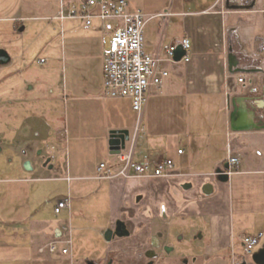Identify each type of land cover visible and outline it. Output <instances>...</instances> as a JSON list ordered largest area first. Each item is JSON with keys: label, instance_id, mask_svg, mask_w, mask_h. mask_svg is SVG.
Listing matches in <instances>:
<instances>
[{"label": "crops", "instance_id": "0c3cea01", "mask_svg": "<svg viewBox=\"0 0 264 264\" xmlns=\"http://www.w3.org/2000/svg\"><path fill=\"white\" fill-rule=\"evenodd\" d=\"M63 1L68 5L80 4L85 0ZM128 1L130 7L135 9L130 0ZM142 3L148 10L145 11L142 7L139 9L153 16L146 25H153V29L150 36H145V50L160 60L161 68L166 69L169 75L160 88L152 87L148 92L147 104L143 111L145 133L137 136L135 158L158 160L168 157L174 160L176 166L178 161L170 155L172 144L176 143V152L180 148L184 150L183 154L177 152V155L183 158V165L196 164V161H199V139L204 135L210 138V143L215 141L214 137L217 136L213 147L221 150V155L213 159L212 166L225 168L229 157L239 158L237 171L228 173L227 182L215 178V171L207 174L211 178L209 183L213 185V192L204 193L208 198L200 207L202 212L210 216V219L203 216V221L211 224L212 244L218 249L230 244V239L235 241L237 236L241 235L235 230L243 228L241 223L245 217H249L248 222L251 224L264 222V207L260 208L264 204V0H143ZM60 7L61 0H0V23H8L4 49L8 52L12 49L14 52H9V63L0 65L7 67L2 79L4 93L6 97L10 96L19 87L24 86L23 82L18 84L12 81L27 65V61L23 59L27 23L37 20L58 21L63 29L64 22L78 20L86 28L95 26V30L102 33L101 37H85V42H80L83 38L79 37L76 27L68 29L69 47L67 48L65 43L64 52L68 51L70 56L74 57L80 46L84 48V44L85 54L88 55L89 44H92L94 39L99 49L96 71L89 75L90 65L88 62L78 65V57H74L75 63L71 66V83L67 66L62 64V70H66L64 94L69 101L71 123V131L68 132H72L75 142H78V146L75 145L74 148L86 154L83 155L84 159L98 154L100 161L92 166L81 162L67 165L68 142L59 128L54 129V134H50L49 124L43 120L41 113L33 112V115L29 112L10 111L9 115L5 114L10 126L14 127V130L18 129L9 136L10 146L17 143L15 147L18 148L25 143L29 138L27 130L31 129L28 121L33 117L41 118L44 128L49 132L44 141L47 143L46 154L50 151L47 156L51 161L48 164L43 163L46 155L41 162L38 158L28 156L24 162L26 159L31 161L32 171L37 169L34 164H39L40 173L47 170L52 172L43 177L44 179H98L96 174L99 164H110L116 160L109 144L110 131L129 130L124 147L129 146L134 137L137 114L132 108L130 98L110 97L104 92L103 40L107 39L109 30L102 26L98 17L93 18L91 26H87L84 20L78 18L60 20ZM98 12L99 8L93 9L94 14ZM184 37H188L191 42L188 54L190 59L170 60L168 49L171 46H181ZM64 41L66 42V38ZM61 59L65 60L64 57ZM240 77L243 81H239ZM31 88L32 86L29 87ZM50 93L53 94L54 91L50 89ZM11 102L12 97L9 99V103ZM208 110L216 118L222 117L223 126H220L218 132L216 128L210 129L208 133L202 132L201 127ZM221 137H225V140L222 141ZM41 153L42 149L38 156ZM171 176L180 177L181 172L176 169ZM40 178L43 179L37 176L27 180ZM119 179L135 177L114 178L110 180L111 184L115 185ZM249 187V190H252L253 194L258 193L260 201H263L258 206L259 210L256 208L249 212L244 209V192ZM80 194L81 192H78V196ZM72 207L71 201L70 207L58 216L53 209L54 216L59 217L67 212L68 219H47L41 217V212L13 221L0 217V264H7V260L12 258H19L22 264H76L73 248L66 255L61 254L59 249L50 250V243L61 235L60 227L65 224L72 227L74 217L82 214L80 210L72 211ZM124 212L125 208L120 211V216ZM99 229L101 234L106 227ZM257 234L261 235V242H264V230ZM17 235L25 236L26 242L17 244L15 241H6L9 240L6 236H12L14 239L18 238ZM62 246L60 242L58 248Z\"/></svg>", "mask_w": 264, "mask_h": 264}, {"label": "rangeland", "instance_id": "374dc122", "mask_svg": "<svg viewBox=\"0 0 264 264\" xmlns=\"http://www.w3.org/2000/svg\"><path fill=\"white\" fill-rule=\"evenodd\" d=\"M130 2L133 7H142L145 11L148 10V7L143 5V0H130ZM27 25L28 30L25 34V51L23 55L27 65L12 81L18 84L23 82L24 86L19 87L16 92L7 97L5 96L2 82L7 67L0 66V217L13 221L17 218L24 219L26 216L36 215L41 212V217L47 219H68L67 212L62 213L59 217L54 216L53 206L58 198L69 197L73 203L72 211H82L81 215L75 216L74 220H72L73 259L76 260V264H88L86 262L88 259H94L91 261L105 259L107 253L109 258L112 257L115 261L120 257L118 249L119 246L126 244L125 239H122L124 240L122 242L117 240V242L107 243L104 238V232L113 226V219L116 221L119 217L125 218L130 228L138 223H142L145 226L136 238L140 242H145L144 245L148 247L149 236L158 237L160 232L158 230L167 223L166 220L161 219L159 216H154L148 211L151 208V203L156 201L162 202L171 199L163 202L165 204L163 208H171L170 213H172V216H169V219L172 220L173 224H183V236L187 240L196 239V235L201 230L203 237L208 238L209 227L207 228V226L210 223L203 221L205 216L208 217V213L202 212L203 210L200 206L208 198L203 191L204 184L209 183L211 180L207 174L218 169L212 166L213 159L221 155V150L213 147L217 136L214 137L215 141L211 143L210 138L206 135L199 139L200 144L197 149L199 161L191 165H183V158L178 156L176 152V143L172 144L173 148L171 147L170 149V155L178 161L175 168L181 172L180 177H135V179H119L113 185L110 180L102 181L94 178H79L71 181L44 179L43 177L52 173L51 170L40 173L39 164H34L37 166L35 171L24 168V159L28 156L34 159L38 158V161L41 162L44 155L50 154V151L49 154H46L47 143L44 141L49 132L47 131L48 129L44 128L41 118L33 117L28 121L31 128L27 130L29 131V138L18 148L15 147L17 143L12 144V148L9 136L17 132L18 129L14 130V127L10 126L9 120L5 117V114L9 115L10 111L29 112V114L32 113L33 115V112L41 113L44 117L43 120L49 124L50 134H54V129L56 128L61 129L69 148L66 150L67 165L70 166L74 162H81V164L92 166L100 161L98 154L87 156L84 159L83 155L86 154L75 149L78 146L76 145L78 142H75L73 133L68 132L69 130L71 131V123L69 122V101L64 94L66 70H62V64L69 69V82H72L71 66L75 63L74 57H78L76 61L78 65L88 62L90 65L89 75L96 71V65L99 61V49L97 41L94 39L96 37L100 38L102 33L95 30V26L86 28L78 20L64 22L63 29L58 21L37 20L27 23ZM73 26L76 27L79 37L83 38L80 39V42H85V37L94 38L92 44H89L88 55L85 54L84 49L86 46L84 44V48L80 46L77 52L79 55H76V53L73 57L70 56L68 51L64 52L65 43L67 48L69 47L68 29ZM152 26L149 24L146 27L145 36H150V31L153 29ZM7 28V22L0 23V48H5ZM65 38L66 42L64 41ZM9 52L14 53L12 49H9ZM61 57H64L65 60L63 61ZM30 86H32L31 89H29ZM50 89L54 91L53 94L50 93ZM11 97L12 102L9 103ZM210 113L211 111L208 110L206 120H203L201 129L204 133H208L212 128H216L217 131L220 126H223L222 117L216 118L215 115ZM206 129L207 132H205ZM221 139L224 141L225 137H221ZM49 140L50 138L47 141ZM41 149L42 153L38 156ZM222 154L225 155L223 152ZM37 176L43 179L27 180L29 177ZM184 184H190L191 186L185 189L183 187ZM234 187L236 189L235 185ZM235 189L234 193L236 194ZM249 189L250 187L246 188L244 192V209L249 212L251 209L257 208L259 210L258 206L263 201H260L258 193L253 194L252 190ZM78 192H81L79 196ZM139 195L143 196L144 200L141 199L137 204L134 201V197ZM158 205L159 203L156 204V206ZM263 207L264 204L260 208ZM124 208L125 212L120 216V211ZM208 218L210 219V216ZM248 220L249 217H245V220L241 223L243 228L235 230L237 233L239 232L238 234L253 237L264 230V222H259L256 227L255 224L249 223ZM150 224L153 226L150 227ZM104 227H106V230L100 234L101 230L99 228ZM6 237L9 239L6 241H15L17 244L25 243L27 239L21 235H17L18 238L14 239L12 236ZM196 243L201 246L203 244L199 240H196ZM230 244L235 247L238 253L240 248L238 236L235 241L230 239ZM203 249V247H200V251L197 253L198 260L196 264H227L218 258H209V254ZM130 254H124L125 260H130L132 257ZM7 264L22 263L19 258H12L7 260Z\"/></svg>", "mask_w": 264, "mask_h": 264}, {"label": "built area", "instance_id": "2783aa9c", "mask_svg": "<svg viewBox=\"0 0 264 264\" xmlns=\"http://www.w3.org/2000/svg\"><path fill=\"white\" fill-rule=\"evenodd\" d=\"M99 8L94 14L93 9ZM98 17L102 26L109 30L107 39L103 40L102 75L103 89L110 97H127L132 101V108L137 114L134 137L129 146L115 153V162H102L97 169L96 178L114 179L119 177H168L176 172L173 159L165 157L158 160H137L135 158V143L137 136L145 132L143 111L147 104L148 92L152 87L160 88L169 72L161 68L160 60L145 50V27L152 15L145 14L141 9L130 7L128 0H85L80 4H65L61 0L58 14L60 20L81 19L91 26L93 18ZM181 45L185 50L182 60L188 61L191 42L184 37ZM175 46L168 51V58L173 60ZM243 81V78H239ZM178 149V154H183ZM239 158H228L229 174L237 171ZM69 197H61L55 201L54 213L60 214L69 208ZM61 235L50 243V250H60L61 254H69L72 250V227L69 224L60 227ZM259 239V238H258ZM252 236H244L243 246L247 254H253L258 241ZM63 246L58 248L59 243Z\"/></svg>", "mask_w": 264, "mask_h": 264}, {"label": "flooded vegetation", "instance_id": "af4514ba", "mask_svg": "<svg viewBox=\"0 0 264 264\" xmlns=\"http://www.w3.org/2000/svg\"><path fill=\"white\" fill-rule=\"evenodd\" d=\"M48 158L50 157L46 156L44 158V164H48ZM141 199L144 200L143 196L141 195L134 197V201H136L137 204L141 201ZM169 200L171 199L165 201ZM165 201H156L151 203V208L148 210L154 216H159L161 219L167 221V223H165L163 227L158 230L160 231L158 233V237L153 235L149 236V240L147 242L149 243L148 247L144 245L145 242H140L136 238V236L139 235L145 226H143L142 223H138L135 224L134 227L130 228L127 220L125 218L119 217L113 222V226L110 228L113 232V236L110 241H108V243L113 241L117 242V240L122 242L124 241L122 239H125L126 244L119 246L118 249V254H120V257H118V259L115 261L112 257L109 258V256L106 255L105 259L98 261H91L94 259H88L86 262H88V264H196V261L198 260L197 253L200 251V247H203V250L209 254V258H218L227 264H259L253 259V254L255 251L253 254H247L244 251L242 238L248 235L241 234L238 236L240 247L238 253L235 247L231 246V244L218 249L213 246V240L211 238V224L207 226V228L209 227L208 238L203 237L201 230V232L199 231L196 235V239L187 240L183 236V224H173L172 220L169 219V216H172V213H170L171 208H163V205H165L163 202ZM157 203H159L158 206H156ZM118 220H122L125 223L126 230L128 231L127 235H117L116 222ZM152 226L153 225L150 224V227ZM253 237L257 239L259 238L255 247V250L258 248L257 251H259L264 247V242H261V235ZM196 240L203 242L202 246L197 244ZM126 253H131L130 255H132V257L130 260H125L124 254Z\"/></svg>", "mask_w": 264, "mask_h": 264}, {"label": "water", "instance_id": "95a60500", "mask_svg": "<svg viewBox=\"0 0 264 264\" xmlns=\"http://www.w3.org/2000/svg\"><path fill=\"white\" fill-rule=\"evenodd\" d=\"M185 55V50L182 48V46H179L175 50L174 60L180 61L182 60V57ZM11 61V56L9 52L4 49L0 48V65L7 64ZM129 137V130L127 129H113L110 131V137H109V144L111 146V149L114 153L119 152L121 147H124L125 140H127ZM114 148V149H113ZM51 161V158H48V162ZM24 168L26 170H32L33 167L31 165L30 160H26L24 162ZM229 168V164L227 162L225 168H218L215 171L216 178L221 182H227L229 180V174L227 172ZM190 184H184V188L188 189L190 188ZM203 191L205 194H211L213 192V185L211 183H206L203 187ZM116 233L119 236H124L128 234V231L126 230V225L122 220H118L116 222ZM113 236L112 230L109 228L104 233V238L106 241H110V239ZM253 259L259 263L264 264V247L260 249L259 251L255 252L253 254Z\"/></svg>", "mask_w": 264, "mask_h": 264}, {"label": "bare ground", "instance_id": "6f19581e", "mask_svg": "<svg viewBox=\"0 0 264 264\" xmlns=\"http://www.w3.org/2000/svg\"><path fill=\"white\" fill-rule=\"evenodd\" d=\"M182 46V45H181ZM183 48V47H182Z\"/></svg>", "mask_w": 264, "mask_h": 264}]
</instances>
